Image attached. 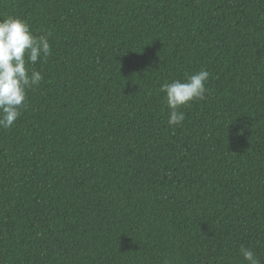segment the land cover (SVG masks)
Returning <instances> with one entry per match:
<instances>
[{"label": "trees", "instance_id": "trees-1", "mask_svg": "<svg viewBox=\"0 0 264 264\" xmlns=\"http://www.w3.org/2000/svg\"><path fill=\"white\" fill-rule=\"evenodd\" d=\"M52 55L0 128V264H264V0H0ZM210 73L168 124L161 85Z\"/></svg>", "mask_w": 264, "mask_h": 264}, {"label": "clouds", "instance_id": "clouds-1", "mask_svg": "<svg viewBox=\"0 0 264 264\" xmlns=\"http://www.w3.org/2000/svg\"><path fill=\"white\" fill-rule=\"evenodd\" d=\"M51 55L48 37L35 35L28 22L11 15L0 19V128H11L26 109L27 93L35 91L43 81L34 65L46 62ZM209 76L202 68L185 80L161 85L169 109V125H181L185 120L182 109L206 99ZM240 252L247 264H260L252 248L241 247Z\"/></svg>", "mask_w": 264, "mask_h": 264}]
</instances>
